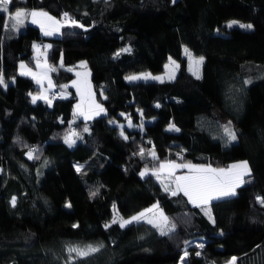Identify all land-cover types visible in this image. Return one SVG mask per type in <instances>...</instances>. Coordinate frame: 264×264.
I'll return each instance as SVG.
<instances>
[{
    "label": "trees",
    "instance_id": "obj_1",
    "mask_svg": "<svg viewBox=\"0 0 264 264\" xmlns=\"http://www.w3.org/2000/svg\"><path fill=\"white\" fill-rule=\"evenodd\" d=\"M17 7L62 23L66 11L84 27L45 36L31 23L5 29L8 14L0 13V75L7 83L0 85V264H69L67 246L86 242L104 247L75 264H181V257L183 264H228L234 256L237 264H264V206L257 201L264 197V0H13L10 12ZM234 16L253 27H228L224 19ZM182 43L204 55L199 79L186 66ZM34 45L56 69L54 87L46 89L51 105L32 102L41 85L22 74L38 56ZM168 55L180 60L174 80L126 79L132 70L160 71ZM77 72H87L82 80L106 112L73 118L76 87L68 93L60 82ZM125 113L137 126L123 124L127 140L110 122ZM86 122L89 132L75 145L64 142L72 125ZM241 156L250 183L212 202L214 224L183 194L173 197L155 176H140L144 166L171 158L228 166ZM155 200L176 225L169 236L144 220L105 228L112 203L129 213ZM174 252L179 260L167 261Z\"/></svg>",
    "mask_w": 264,
    "mask_h": 264
},
{
    "label": "snow or ice",
    "instance_id": "obj_2",
    "mask_svg": "<svg viewBox=\"0 0 264 264\" xmlns=\"http://www.w3.org/2000/svg\"><path fill=\"white\" fill-rule=\"evenodd\" d=\"M175 2V0H173ZM13 3V0H0V13L8 14L7 19L3 27L5 29L9 28V23H11V27L16 31H19L21 28L26 27L27 23H31L34 25H38L42 30L45 36H53L61 34L60 29L67 26L70 27H84L82 24H79L78 21L72 19L67 12L63 14L64 22L62 23L56 17L51 16L48 12L42 10H27L26 8H15L10 12L9 5ZM234 24H238L237 21H232L228 24V27H232ZM241 28L251 29L253 26L251 24H239ZM39 52V46L34 45ZM51 45H47L46 48H50ZM121 51L130 52V48H124ZM121 52H116L115 57H119ZM185 55L188 56L189 59V71L196 76L197 79L200 78V65H202L204 61V57L194 58L192 53L185 49ZM170 64L174 65V67H169V65H165V68L169 71L166 73L168 75L169 80L175 79V72L179 68V65L176 61L171 60ZM40 67L41 65H37ZM21 69H24L26 66L21 64ZM61 67L63 65L61 64ZM56 71L55 68L48 67L42 73L36 74L32 73L29 69L27 73L22 74H31L34 79H36L37 84H42L43 80H48L49 88L54 87L50 77L48 76L49 72ZM77 77H80L82 74L77 72ZM86 75V74H85ZM127 80L131 81H139V80H157L160 82H164V78L161 76H153L150 73H143L140 75H131L126 77ZM86 87L82 89L81 84L77 81L72 82V86L76 87L77 92L81 95L82 103L77 105L78 114L83 116L85 120L91 119L92 114L100 115V113L104 112V108L102 105L95 102L94 95L91 92L90 85H87V82H84ZM0 85L7 87V83L5 82L2 75H0ZM63 87H68L64 85ZM85 92L88 95V102L85 105L83 103ZM31 95V94H30ZM61 98H63V93H61ZM44 100L46 103L51 105L52 101L45 94H41L38 96L32 97V102L36 103L37 100ZM159 107V105H157ZM123 115V114H122ZM142 115V113H141ZM114 123L113 121H110ZM129 128L137 127L133 125L131 119H128ZM121 129V136L127 140L128 136L125 135L123 129L124 125L119 126ZM138 127H143V124L138 125ZM171 129L175 131H179L175 125L170 126ZM84 132H89L88 127H84ZM224 132L227 135L229 142L235 141L237 139V135L235 131L231 130L229 126H225ZM73 136L79 137V134L73 131L70 135L65 136L64 142L67 143L70 147L75 145L76 140L73 139ZM36 149H33L28 153L29 158H33V152ZM139 155L141 158L144 157V149L141 148ZM149 155L154 160H158L156 153L154 150L149 151ZM83 166H78L77 171H81ZM178 169H187V174L185 175H176V170ZM164 172L167 175V179L169 183H164L161 180V173ZM147 175L155 176L157 180L161 181L163 185L164 191L169 192L171 196L176 197L183 194L184 197H187V202L191 203L193 206L201 208L204 211V214L208 216L209 220L214 224L215 218L211 213V204L215 201L226 200L228 198L234 197L237 195L236 189L244 185L245 183H250V180H245V177H251V168L247 161H241L238 163H233L229 165L227 168H213L211 165H196L191 163H176L175 161H164L160 162L157 168L149 170L147 167L140 172L141 177H145ZM170 185H174V187H170ZM92 196H96L97 192H92ZM258 203L261 206H264V197H257ZM12 205L15 206L16 198L13 197L11 201ZM67 207H71V204L66 205ZM115 208V206H114ZM158 212V215H153V217H149V213ZM144 220L146 223L152 225L153 228L159 230V234L161 236H169L170 234L175 232L176 225L170 221V218L166 216L162 209H159V204H154L151 208L145 209L139 214L132 216L130 219H124L120 217L118 214L114 215L110 224H106L105 228L111 227L113 224H119V227L124 228L132 223H139ZM73 227H78V225H73ZM104 247L103 244L93 245V244H70L67 246V252L69 253V264H75L77 260L86 261L87 258L98 253ZM200 248H203V244L199 245ZM74 254V255H73ZM188 252L185 250L184 256H187ZM196 255L199 256L200 252H196ZM237 257H232L228 264H237ZM184 257H181V264H183Z\"/></svg>",
    "mask_w": 264,
    "mask_h": 264
},
{
    "label": "rangeland",
    "instance_id": "obj_3",
    "mask_svg": "<svg viewBox=\"0 0 264 264\" xmlns=\"http://www.w3.org/2000/svg\"><path fill=\"white\" fill-rule=\"evenodd\" d=\"M232 21H237L238 22V24L237 25H239V24H251V21H249L248 19H242V18H240V17H237V16H234V17H228V18H226V19H224V22L228 25L230 22H232ZM235 25V24H234ZM219 28H216V30H218ZM181 46H182V54L185 56V60H186V66L189 68V59H188V56H186L185 55V49H188L191 53H192V55H193V57L194 58H199V57H204V55H202L201 53H198V52H195L194 50H192L191 49V47L189 46V45H187V44H185V43H182L181 44ZM170 58H171V60H174V61H176V63L180 66V60L177 58V57H175V56H171V55H168L167 56V58L164 60V62H163V68L160 70V71H153V70H149V69H145V68H141L140 70H132V71H129V73H127V77L128 76H131V75H140V74H143V73H150L151 75H153V76H161V77H168V75L166 74L169 70L168 69H166L165 68V65H169V67L171 68V67H174V65H171L170 64ZM82 62H86V59L85 58H81L80 59ZM88 62V61H87ZM180 68V67H179ZM178 68V69H179ZM177 69V70H178ZM177 70H176V72H177ZM201 71H202V66L200 65V73H201ZM175 72V73H176ZM79 73H81L82 75L80 76V77H77V75H76V77H74L73 75H71V76H69V77H66V79H64V80H61V82H60V84H62V86H64V85H67L68 87H63L66 91H68V93H74V90H73V87L71 86L72 85V82L73 81H77L78 83H80L81 84V87H82V89L83 88H85L86 87V85H85V83L81 80V79H83L84 78V72H79ZM72 78V79H71ZM41 85V89H35L33 92H32V96H38V95H41V94H45V90L46 89H48V87H49V85H48V83H44V84H40ZM77 90V89H76ZM78 95H77V97H76V101H75V110H74V113L72 114V116H73V118L74 119H77L78 120V118L81 116V115H79L78 114V109H77V105L78 104H81V103H79V101H82L81 100V95L78 93V92H76ZM94 99H95V102L96 103H101L100 101V99H97L95 96H94ZM87 102H88V95H87V92H85V96H84V104L86 105L87 104ZM102 104V103H101ZM107 111V108H106V106H105V111L104 112H106ZM122 113H124V111H121ZM92 116H95V114H92ZM131 119V122H133V119H132V117L130 116V114L129 113H125V117H120V118H115V117H111V120L113 121V122H116L117 124H119V126L120 125H123V124H127L128 125V119ZM84 127H88L89 128V125H87V122H86V125H84L83 127H78V126H74V125H72L71 126V128L69 129V131H68V133L66 134V136L67 135H70L73 131H75L76 133H78V134H80L81 132H83V129H84ZM74 137H77V136H73L72 138H74ZM177 160H179V161H184V162H181V163H191V164H196V165H204V166H207V165H212L213 166V164L212 163H205L204 161H202V160H198V161H191V160H187V161H185L184 159H179V158H171V160L170 161H177ZM166 161H169V160H166ZM241 161H247V159H246V157H238V158H233V159H230V161L229 162H231V163H229V165H231V164H233V163H238V162H241ZM81 160L80 161H77L76 163H77V165L79 166V165H81ZM164 162V161H163ZM248 162V161H247ZM248 164H249V162H248ZM228 165V166H229ZM228 166H225L224 164H220V165H215V168H227ZM145 167H147V166H144L143 168H141L140 169V172H142L144 169H145ZM148 169H150V167H147ZM179 170V173H181V172H184V171H181L182 169H178ZM161 180H163V176H161ZM159 204V202H158V200H155V201H153V202H151V203H149V204H147L146 206H142V207H139V208H137L135 211H133V212H129V213H122L120 210H118V208H117V206H116V204H115V202L114 203H112V216L109 218V219H107L106 220V222H111L112 221V219H113V217H114V215H119L120 217H123L124 219H130L132 216H135V215H137V214H139L140 212H142V211H144L145 209H148V208H151L154 204ZM114 206H115V208H114ZM159 209H162L163 210V212H164V214L166 215V216H168L167 215V213H166V211L164 210V208H162V206L159 204ZM153 215H158V212H155L154 211V213H149L148 214V216L151 218V217H153ZM169 217V216H168ZM170 221H171V219H170ZM75 244H79V243H75ZM74 244V245H75ZM84 244H93V245H97V244H94V243H91V242H86V243H84ZM81 245H83V244H81ZM176 260H179V256H178V254L177 253H172V255L170 256V258L169 259H167V261H176Z\"/></svg>",
    "mask_w": 264,
    "mask_h": 264
},
{
    "label": "crops",
    "instance_id": "obj_4",
    "mask_svg": "<svg viewBox=\"0 0 264 264\" xmlns=\"http://www.w3.org/2000/svg\"><path fill=\"white\" fill-rule=\"evenodd\" d=\"M34 53H36L37 55V57H35V60H34V62H32L33 64L31 65V67L29 68L30 70H31V72L32 73H36V74H40V73H42L46 68H48V67H51L52 68V66H51V63H49V60L47 59V58H45V57H41V52H40V50H39V52H37V50H35V52ZM38 63H39V65H41L40 67H38L37 65H38ZM86 75H87V72H86ZM48 76L50 77V79H51V81H52V84H53V77H52V73L51 72H49L48 73ZM85 76V75H84ZM85 78V77H84ZM82 80V79H81ZM35 81H36V79H35ZM83 82H85L84 80H82ZM87 82V81H86ZM44 83H48V80L47 79H45V80H43V83L42 84H44ZM74 139H77V137H74ZM227 166V165H226ZM158 167V166H157ZM157 167H155V168H157ZM211 167H213V168H215V165L213 164V166L211 165ZM181 171H184V172H181V173H179V171H177L176 172V175L177 176H180V175H185V174H187V169H182ZM161 176H163V181H164V183H169V180L167 179V175H166V173H164V172H162L161 173ZM161 182V181H160ZM163 186V185H162ZM170 187H174V185H170Z\"/></svg>",
    "mask_w": 264,
    "mask_h": 264
},
{
    "label": "built area",
    "instance_id": "obj_5",
    "mask_svg": "<svg viewBox=\"0 0 264 264\" xmlns=\"http://www.w3.org/2000/svg\"><path fill=\"white\" fill-rule=\"evenodd\" d=\"M65 12H66V11H63V14H64ZM56 92H57V89L54 90V93H56Z\"/></svg>",
    "mask_w": 264,
    "mask_h": 264
}]
</instances>
